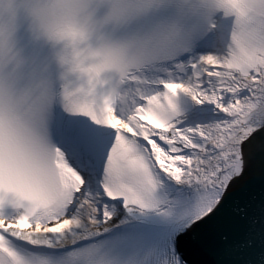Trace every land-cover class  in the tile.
<instances>
[{"label": "snow or ice", "instance_id": "snow-or-ice-1", "mask_svg": "<svg viewBox=\"0 0 264 264\" xmlns=\"http://www.w3.org/2000/svg\"><path fill=\"white\" fill-rule=\"evenodd\" d=\"M167 4L136 0L126 21H143L145 30L122 53L139 71L129 73L120 103L105 98L99 112L69 111L53 95L38 126L0 120V208L7 203L16 213L0 215V264H111L99 245L110 226L126 213L168 215L154 198L161 180L201 191L183 222L184 234H193L221 214L258 146L264 152V68L226 72L214 33L197 41L151 26ZM181 95L213 106L215 121L185 126ZM169 264H182L179 255Z\"/></svg>", "mask_w": 264, "mask_h": 264}, {"label": "clouds", "instance_id": "clouds-1", "mask_svg": "<svg viewBox=\"0 0 264 264\" xmlns=\"http://www.w3.org/2000/svg\"><path fill=\"white\" fill-rule=\"evenodd\" d=\"M136 7V0H0V120L38 126L53 95L69 111L99 112L105 98L120 103L129 73L139 71L122 54L145 30L143 21L126 23ZM151 26L197 41L214 33L226 72L264 68V0H168Z\"/></svg>", "mask_w": 264, "mask_h": 264}, {"label": "water", "instance_id": "water-1", "mask_svg": "<svg viewBox=\"0 0 264 264\" xmlns=\"http://www.w3.org/2000/svg\"><path fill=\"white\" fill-rule=\"evenodd\" d=\"M264 152L258 150L245 181L229 190L221 214L187 237L192 264H264ZM239 209V211H237ZM223 230L227 239H221ZM212 233V237H202ZM207 236V235H206ZM251 240L250 247H237ZM198 246L197 249L193 247ZM193 249L195 251H193Z\"/></svg>", "mask_w": 264, "mask_h": 264}, {"label": "bare ground", "instance_id": "bare-ground-1", "mask_svg": "<svg viewBox=\"0 0 264 264\" xmlns=\"http://www.w3.org/2000/svg\"><path fill=\"white\" fill-rule=\"evenodd\" d=\"M217 118V113L213 110V106L210 105H196L194 103L193 111L191 114L185 116L182 118V123H184L185 126H195L196 124H207L212 123ZM162 182V181H161ZM167 187H170L173 192H182L181 190H185L182 194L190 196L191 193H196L197 191H200L197 187L190 185V184H184V183H178L175 180H167L164 183ZM118 221H124L123 216ZM116 222V224L118 223ZM114 224V225H116ZM114 225L110 226L113 227ZM212 233H207L203 235L202 237L204 240L209 237L211 238ZM207 235V236H206ZM194 249H197L198 246L193 247ZM193 249V251H195Z\"/></svg>", "mask_w": 264, "mask_h": 264}]
</instances>
